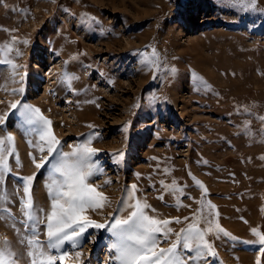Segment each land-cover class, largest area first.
Instances as JSON below:
<instances>
[{"label": "rangeland", "instance_id": "1", "mask_svg": "<svg viewBox=\"0 0 264 264\" xmlns=\"http://www.w3.org/2000/svg\"><path fill=\"white\" fill-rule=\"evenodd\" d=\"M1 1L0 116H10L0 138L11 134L15 152L0 185V250L14 253L13 264H31L27 252L38 251L8 216L24 219L16 177L34 176V205L50 211V165L35 168L41 153L29 142H43L20 126L17 100L52 122L63 152L91 137L103 171L89 182L107 198L86 213L93 221L110 223L122 197L126 218L138 199L155 219H179L170 241L190 225L205 231L216 256L201 264L264 262V0ZM42 40L58 44L61 68ZM88 230L79 259L64 245V264H111V234ZM39 240L47 242L43 225Z\"/></svg>", "mask_w": 264, "mask_h": 264}, {"label": "snow or ice", "instance_id": "2", "mask_svg": "<svg viewBox=\"0 0 264 264\" xmlns=\"http://www.w3.org/2000/svg\"><path fill=\"white\" fill-rule=\"evenodd\" d=\"M254 5L255 0H251V6ZM23 93V87L16 92L18 95ZM18 106L21 109L20 126H32L30 131L43 142L42 144L29 142L41 153L39 161L35 156L32 157L35 168L42 169L45 165H50L47 183L50 211L45 212L43 208L34 205L31 188L35 177L26 176L16 177L19 182L17 189L22 188L23 191L20 208L24 219L17 221L11 212H8V216L13 219V227L17 223L24 226L29 248L35 247L38 250L27 252L31 264H56L57 260L64 264L66 258L71 255L64 249L66 243L76 249L74 254L79 259L83 245L82 237L89 228L106 229L111 234L112 242L109 247L111 264H201V261L208 257L215 258L216 253L212 243L206 239L205 231L190 225L181 233L175 234V241H170L173 233L168 225L171 222L179 223V219L175 221L155 219L146 213L148 205L142 204L138 199L134 204L128 205L131 211L126 218L119 216L124 207L122 197L116 215L112 217L110 223H98L90 219L86 213L89 210L102 209L107 201L104 194L89 182L93 176L103 171L96 166L98 162L93 160L98 155V150L90 146L91 137L87 143L74 147L70 153L63 152L61 141L53 133L52 122L42 115L41 110L19 100L12 103L10 108L16 110ZM9 116L10 113L0 116V125L5 124ZM6 143L9 146L7 152L4 149ZM13 145L14 138L11 134L0 138V185L6 184V174L11 173L9 157L15 152ZM45 152L46 156L43 155ZM199 186L203 188V185ZM131 187L136 190L137 186ZM41 225L45 229L46 244L39 240ZM216 230L223 231L219 225H216ZM16 231L19 234L18 228ZM253 232L259 235L255 229ZM163 242H170V246L157 251ZM20 243L23 245L24 240ZM259 244L261 247L258 251L264 252V236H259ZM8 257H14V253L10 250L7 252L0 250V264H13ZM255 264L264 262L257 259Z\"/></svg>", "mask_w": 264, "mask_h": 264}, {"label": "bare ground", "instance_id": "3", "mask_svg": "<svg viewBox=\"0 0 264 264\" xmlns=\"http://www.w3.org/2000/svg\"><path fill=\"white\" fill-rule=\"evenodd\" d=\"M1 1V0H0ZM18 1V0H17ZM2 2V1H1ZM7 2V1H6ZM13 2V1H12ZM56 3V2H55ZM6 10V9H5ZM3 12V11H2ZM6 13V11L4 12V14ZM117 16V15H116ZM115 16V17H116ZM121 16V15H120ZM114 21V20H113ZM39 29V28H38ZM51 31V30H50ZM57 31V30H56ZM51 33V32H50ZM57 33V32H56ZM36 34V33H35ZM52 35V34H51ZM50 35V36H51ZM52 37V36H51ZM59 37H61V36H59ZM54 38H55V36H54ZM64 38V37H63ZM63 38H57V39H55L56 41H58V43L60 42V41H62V40H64ZM43 39V38H42ZM65 41V40H64ZM42 43H43V55H44V57L47 59V61H53L59 68H61L62 66H63V62L65 61V58H64V56H63V54H62V58L61 57H59V56H57V53L59 52V53H62L61 51H60V49H58V44H53L52 42H47L46 40H42L41 41ZM46 42V43H45ZM118 42V41H117ZM120 42V41H119ZM118 42V43H119ZM47 43H48V45H47ZM56 43V42H55ZM66 43V42H65ZM60 44H61V42H60ZM38 63V65L36 64V66H34L35 67V69H37V68H40L41 67V62L39 61V62H37ZM68 84V83H67ZM70 84V83H69ZM69 87V86H68ZM72 92V91H71ZM88 95V94H87ZM84 104V103H83ZM85 105V104H84ZM94 109V108H93ZM86 120V119H85ZM109 148V147H108ZM100 152V151H99ZM104 152V151H103ZM101 153V152H100ZM26 167V166H25ZM156 168V167H155ZM19 172V171H18ZM158 172H159V170H158ZM146 174V173H145ZM18 175H20V174H18ZM103 176V175H102ZM160 176V175H159ZM16 177V176H15ZM22 177V176H21ZM24 177V176H23ZM96 178V177H95ZM94 178V179H95ZM100 178V177H99ZM15 179V178H14ZM91 180V179H90ZM138 180V179H137ZM156 180V179H155ZM123 181V180H122ZM101 182V181H100ZM124 182V181H123ZM136 183V182H135ZM45 184H46V182H45ZM45 184L44 185H42L41 187L44 189V187H45ZM154 184V183H153ZM97 185V184H96ZM101 185V184H100ZM134 185V184H133ZM151 185V184H150ZM41 188V190H43ZM164 188V187H163ZM122 189H124V188H122ZM168 189V188H167ZM166 189V190H167ZM44 190H46V189H44ZM43 190V191H44ZM101 190V189H100ZM161 190H162V188H161ZM160 190V191H161ZM154 191V190H153ZM156 191V190H155ZM154 191V192H155ZM161 192H163V191H161ZM22 194H23V191L21 192ZM166 193H167V191H166ZM109 194V193H108ZM114 194V193H113ZM105 195V194H104ZM112 195V194H111ZM107 196V195H106ZM41 198H42V196H41ZM46 197H43V199H45ZM112 198V200H113V197H111ZM110 198V199H111ZM42 199V200H43ZM41 201V200H40ZM45 201H46V199H45ZM45 201H43V202H45ZM19 202V201H18ZM17 202V203H18ZM42 202V201H41ZM42 202V203H43ZM130 202V201H129ZM108 203V202H107ZM113 203V202H112ZM115 203V202H114ZM134 203V202H133ZM19 204V203H18ZM46 204V207H47V203H45ZM20 206V205H19ZM44 207H45V205H43ZM44 207H41V208H43L44 209ZM48 207H50L49 205H48ZM47 209L48 208H46V211H47ZM108 209V208H107ZM114 210V209H113ZM48 212V211H47ZM92 212H94V211H92ZM16 213V212H15ZM21 213V212H20ZM103 213V212H102ZM17 214V213H16ZM18 215H19V212H18ZM87 215H89V214H87ZM100 215V214H99ZM91 216V215H90ZM101 216V215H100ZM99 217V216H98ZM110 218V217H109ZM22 219V218H21ZM104 219V218H103ZM112 219V218H111ZM88 232H89V230H88ZM99 232H101V231H99ZM13 234H14V232H13ZM90 234V233H89ZM92 234V233H91ZM101 234H102V232H101ZM92 235H94V234H92ZM12 236H14V235H12ZM16 237V236H15ZM14 237V238H15ZM22 239V238H21ZM19 241H20V239H19ZM17 243V242H16ZM109 243V242H108ZM84 244V243H83ZM83 246V245H82Z\"/></svg>", "mask_w": 264, "mask_h": 264}]
</instances>
